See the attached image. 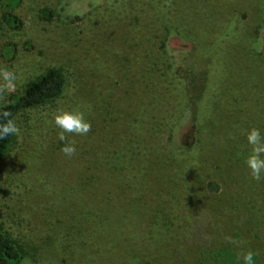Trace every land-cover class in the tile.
Segmentation results:
<instances>
[{"label": "rangeland", "instance_id": "374dc122", "mask_svg": "<svg viewBox=\"0 0 264 264\" xmlns=\"http://www.w3.org/2000/svg\"><path fill=\"white\" fill-rule=\"evenodd\" d=\"M8 2L0 0V70L17 79L0 104L50 67L67 77L60 97L14 117L21 132L0 160V230L23 248L22 264H199L203 246L242 236L236 233L249 220L237 196L243 183H254L245 162L230 154L238 148L225 139L240 138L248 146L249 129L261 128L264 135V112L257 109L264 22L257 35L252 32L253 13L264 0ZM8 13L19 23L9 21ZM209 28L213 41L198 50L210 58L205 114L196 150L190 158L178 157L164 145L176 87L170 66L187 62L191 42L175 30L192 31L201 41ZM61 110L83 112L91 132L66 134L61 142L53 122ZM189 117L185 113L175 130L177 138ZM72 141L76 154L69 158L61 148ZM141 147L146 156L137 153ZM127 150L131 155L124 159ZM136 176H146L141 191L132 184ZM221 176L230 177L222 188L231 197L208 191L206 183L221 185ZM257 184L260 196L255 190L244 202L264 206V179ZM107 198L121 203L112 216ZM234 202L228 211L226 204ZM132 204L138 215L131 216ZM156 216L166 223L164 231L153 232L148 220ZM261 237L244 239V248L264 254Z\"/></svg>", "mask_w": 264, "mask_h": 264}, {"label": "trees", "instance_id": "16d2710c", "mask_svg": "<svg viewBox=\"0 0 264 264\" xmlns=\"http://www.w3.org/2000/svg\"><path fill=\"white\" fill-rule=\"evenodd\" d=\"M7 1H9L8 3L11 6L16 5V2H17V0H7ZM43 12L45 14L51 13L49 10H46V9ZM7 17L9 21H11L13 24H15L16 21H18L17 17L15 15H12V13H8ZM253 17H254V22H253L254 24L252 27V32L254 35H257L261 28V24L264 22V7L261 6L257 8V10H255L253 13ZM175 32L179 36H182L183 39L185 38L187 39V41L191 42V49H190L191 55L186 60L187 61L186 63L181 64V62L179 61H176V63L172 61L171 66H170V70L171 71L173 70V80L176 84V87L172 93V96L174 97V99H172V103H171L172 109L171 110L173 113H172L171 118H168L166 122L168 124L167 131L169 134H168V138L166 140L164 139V145L168 146V148L171 149L172 153L177 155L178 157L180 156L184 158L186 157L190 158L192 151L196 150V147H197V144H195L197 142L196 133L200 129L202 118L204 117V114H205L204 109L201 106V102L204 100V96L207 91L208 80H209V68H210L208 64L210 61V58L206 57L205 55L203 56L199 55L200 53L199 49L201 46H205L204 48H207V46L210 44L209 43L210 40L211 42L213 41L212 38H213L214 30L212 28H209V35H204V36L202 35L201 41L198 39V37L192 35L193 34L192 31H189L187 34H185V33L179 32V29H176ZM199 41H200V45L197 43ZM164 43H165V40H164ZM164 43H163V47H164ZM257 51H258L257 53H260V54L264 53V52H261L260 50H257ZM202 57L205 58V62L202 59ZM66 85H67V77L65 73L59 68L50 67L46 69L43 73L36 76L27 85L23 93L14 94L9 98L8 101L0 104V110L11 112L12 118L14 119V117L19 112L25 109L44 105L60 97L64 93ZM260 94L262 97L261 102H260L262 106L257 107V109L264 112V85L263 84L260 87ZM230 95H232L231 91H230ZM159 99L161 101L164 100L163 97ZM185 113H190V117L188 118V123L186 127L184 128V131L181 133V137L177 138L175 134L176 133L175 130L177 129L179 125L182 124ZM144 118L145 116L142 114L141 116L142 122H143L142 119ZM252 118H255V115H252ZM261 123L262 122L259 116L256 119V124L257 126H260ZM162 125L163 124H161L160 127L157 125H154V126H151V128L155 130H159L162 127ZM143 131H146V129H144ZM15 137L16 136H9L6 139L0 140V160L4 156H6V154L12 148L15 142ZM241 141L242 139L235 138V137H229L225 139L226 143L234 145L235 148H238L236 152H233V151L230 152V154L238 156V158L236 160L234 159V161L240 160L241 162H245L247 156L250 153V146L243 145ZM136 149H137L138 154H142V156H146L143 147H141V149H138V148ZM127 154H129L130 156L131 155L130 151L127 150V152L123 156L124 159L127 157ZM140 166L141 165H139V167ZM216 167L219 171H221L222 165L220 163H218ZM140 173L141 172L139 170L137 174H140ZM116 177H119L118 172H117ZM144 177L136 176L137 182L135 183L132 182V184H134L135 186L138 185L140 191H141V188L145 184ZM229 179H230L229 176H221V180H222L221 185L215 180L208 181L206 183L208 191H212L214 193L219 192V194L221 192L222 196L226 195L227 197H231L228 194V189L222 188L224 183L230 181ZM253 183H254L253 187H250L246 185L245 183H243L244 188H242V192H240V194L237 196L238 201L239 202L242 201L243 207L245 205L243 216L245 219L249 220V227L247 229L246 227L241 228L242 233L240 232L236 233V234L242 235L239 238L236 237L237 240L242 242V246L236 247L235 245L229 242L212 244V245H208L205 247L203 246V248H200L201 250L199 251L198 257H197L199 264H242V261L238 259V256L240 255V253L244 251H248V250H252V251L254 250L253 247H249L248 249H245L243 240L250 238L253 234L254 235L256 234V237H259L260 239H262L261 235L264 234V206H262L260 202L258 201L253 205H249L251 201L244 202V197H246L247 195H249L255 190H257V197L260 196L259 191L262 190L261 186H259V184H257L258 182L255 180H253ZM249 185H252V184H249ZM116 187L120 188L119 185H117ZM105 198L106 196L103 199L104 202H105ZM108 200H109L108 202L109 210L111 211V212L109 211L110 212L109 215L112 216L113 212H116V209L120 208L121 203L119 199L117 198L108 199ZM235 202L232 204H226V209L228 211L233 209V205L235 204ZM137 209L138 207L132 204V209H130V214H132L131 216L138 215V214H135ZM101 211H103V214H104V212H107V209L101 208ZM153 218H150L148 220V222H150V226L153 227L152 228L153 232L157 230L164 231V229L166 228V223L165 222L160 223V220L162 218H159V216H156ZM233 225L236 228L242 227L241 225H237L236 223H233ZM158 235L159 234H155V236L159 237ZM24 253L25 252L23 248L19 245L17 241L11 238L4 231L0 230V264H22V260L25 256ZM254 261H255V264H264V254L261 253L260 256H257L255 254Z\"/></svg>", "mask_w": 264, "mask_h": 264}, {"label": "clouds", "instance_id": "9594fccd", "mask_svg": "<svg viewBox=\"0 0 264 264\" xmlns=\"http://www.w3.org/2000/svg\"><path fill=\"white\" fill-rule=\"evenodd\" d=\"M0 79L4 83L0 84V99H3L6 94H9L14 88V82L17 79L16 74L7 69L0 70ZM55 126L60 129L58 134L61 142L66 141V134L87 136L92 125L81 111H66L61 110L53 117ZM21 130L16 121L12 118V113L9 111L0 110V140L6 139L9 136H18ZM247 144L250 146V153L245 160L246 167L249 170L251 178L257 182L264 179V135L259 128L252 127L246 133ZM61 152L71 158L76 154L75 141L64 143ZM225 240L236 247H241L242 242L232 236H226ZM255 253L252 250L241 252L238 259L242 264H255Z\"/></svg>", "mask_w": 264, "mask_h": 264}, {"label": "bare ground", "instance_id": "6f19581e", "mask_svg": "<svg viewBox=\"0 0 264 264\" xmlns=\"http://www.w3.org/2000/svg\"><path fill=\"white\" fill-rule=\"evenodd\" d=\"M199 100V99H198ZM198 108H199V106H198Z\"/></svg>", "mask_w": 264, "mask_h": 264}]
</instances>
